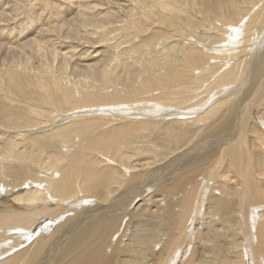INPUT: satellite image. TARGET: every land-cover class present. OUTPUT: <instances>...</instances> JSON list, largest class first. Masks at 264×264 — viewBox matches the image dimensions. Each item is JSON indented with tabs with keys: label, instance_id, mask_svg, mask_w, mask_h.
<instances>
[{
	"label": "bare ground",
	"instance_id": "6f19581e",
	"mask_svg": "<svg viewBox=\"0 0 264 264\" xmlns=\"http://www.w3.org/2000/svg\"><path fill=\"white\" fill-rule=\"evenodd\" d=\"M46 1L0 0V264L264 263V0Z\"/></svg>",
	"mask_w": 264,
	"mask_h": 264
},
{
	"label": "rangeland",
	"instance_id": "374dc122",
	"mask_svg": "<svg viewBox=\"0 0 264 264\" xmlns=\"http://www.w3.org/2000/svg\"><path fill=\"white\" fill-rule=\"evenodd\" d=\"M85 1H88V0H47L46 2H48V9H53L55 11V13L57 14V16H60L62 18L63 17L64 18H69L70 16L76 15V13H77V11H78V9L80 8L81 5H84V4L88 3V2H85ZM38 12L39 11H35V13H34L35 16L33 17L34 18L33 21L36 20V18H37L36 14ZM52 24L53 23H50V22H48L46 20H43L37 27L33 28L32 32H30L31 34H28V35L26 34V37L24 39L33 37L36 34V31H38V27L39 26H41V28H51ZM0 28H1V25H0ZM13 39L14 38L7 39L4 36H0V42H3V43L8 42V40H10L9 42H13ZM68 46H70V45H68ZM67 49L68 48H66L65 51H67ZM236 225H237L236 227H238V228L240 227L238 223H236ZM240 231H241L240 232V236H242L240 238H241V241H243L244 240V238H243V234L244 233L242 234L243 231L241 229H240ZM247 233L250 234V232H247ZM249 234H247V235L249 236ZM242 243L245 245V241H243ZM241 246H243V245H241ZM241 246L238 249H241V250L244 249ZM255 249H256V247H255ZM255 253H257L258 254L257 256H259L260 260H262V262H264V256H262V253L260 252V250L258 249L257 252L255 251ZM241 254H242V252H241ZM242 255H244V253ZM170 257H169V259H170ZM262 264H264V263H262Z\"/></svg>",
	"mask_w": 264,
	"mask_h": 264
}]
</instances>
